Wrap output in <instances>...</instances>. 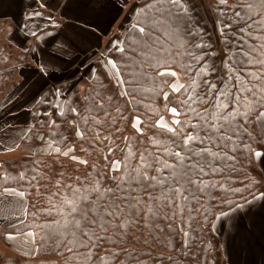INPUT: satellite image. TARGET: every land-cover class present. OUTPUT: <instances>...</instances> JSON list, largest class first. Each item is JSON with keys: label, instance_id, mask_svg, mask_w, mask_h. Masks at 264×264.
Here are the masks:
<instances>
[{"label": "snow or ice", "instance_id": "obj_1", "mask_svg": "<svg viewBox=\"0 0 264 264\" xmlns=\"http://www.w3.org/2000/svg\"><path fill=\"white\" fill-rule=\"evenodd\" d=\"M129 3L29 0L16 33L24 51L34 57L29 79L30 87L39 86V101L34 96L33 107L51 106L48 97H59L61 102L53 109L56 116L67 120L80 139H87L86 132L91 130L101 144L110 139L108 130L123 117L117 94L133 105L141 102L132 93L162 96L172 118L166 120L154 110L158 118L148 125L154 134L142 142L143 147L134 151L133 141L122 160L113 159L102 170L92 164L91 172L69 180L60 172L49 197L50 207L44 210L55 215L44 223L13 220L14 209L22 216L28 214V189L8 183L27 180L31 187L40 174L35 166L41 159L31 161V177L26 165L25 171L12 176L3 166L9 161H0V236L29 241L18 248L25 258L34 253L39 230L44 233L42 239L56 238L57 248L67 253L66 264H178L179 258L191 254L192 241L198 240L191 222L197 216L207 221L212 202L218 201L229 212L238 213L228 216L221 210L220 216L232 221L230 242L236 250L252 256L243 264H264L260 181L249 178L244 186L251 199L242 197L243 203L228 199L229 193L241 192L230 184L239 159L247 160L248 165L255 158L264 163V154L251 148L256 137L250 131L255 124L264 138V0H200V7L216 27V46L205 42L204 26L193 21L195 0H136L130 8ZM125 8L135 16L126 29L120 21ZM89 61L103 70L105 78H114L117 87L111 89L113 94H108L109 88L102 82L86 89V94L73 92L75 85L67 77H74L85 66L91 77ZM28 70L21 68L25 75ZM168 77L173 78L171 82ZM56 79L64 83L60 87L53 84L44 93L43 85ZM170 93L175 107L168 106ZM10 111L0 101V113ZM141 123L139 115L132 118L133 128L143 135ZM34 127L25 134L29 139ZM59 127L55 119L48 121L49 138L37 133L35 139L41 145L32 155L46 153L54 162L64 157L87 165V159L71 155L75 148L66 143ZM8 131L7 121L0 124V150L5 153L20 146L16 139L11 144L5 141ZM107 150L113 149L109 146ZM212 216L215 219V213ZM21 227L27 231L21 232ZM165 229L173 240L180 235L179 249L160 240ZM154 240L168 251L155 252Z\"/></svg>", "mask_w": 264, "mask_h": 264}, {"label": "trees", "instance_id": "obj_2", "mask_svg": "<svg viewBox=\"0 0 264 264\" xmlns=\"http://www.w3.org/2000/svg\"><path fill=\"white\" fill-rule=\"evenodd\" d=\"M196 12L193 14V21H198L204 26V39L206 43H210L216 46L218 41V33L216 27L213 24L212 19L208 16L205 10L200 7V0H195ZM135 16L133 15L129 21V24L125 27L128 28L130 24L134 21ZM9 21L10 30L17 27L15 21L9 19H0V89L8 88L12 79L15 78L17 69L20 65L26 63L30 58L31 54L26 53L24 50H17L11 46L7 41L4 40L5 29L1 24L3 22ZM80 78V77H79ZM109 79H112V83L109 84ZM169 82L173 78H166ZM69 83L74 84V93L80 95L86 94V89L102 82L104 87L109 88L108 94H113L111 89H115L117 86L115 84L114 78H105L103 70L96 64V70L92 77H87L83 79H78V83L74 82L73 78L67 79ZM64 81H59L55 83L57 87H60ZM53 84L46 87L43 91L47 93L51 90ZM84 87V88H83ZM165 87V91H167ZM178 95V94H176ZM132 96L136 98L138 103L136 105L128 103V98L120 97L118 94L115 95V99L118 101L119 107L123 109V117L119 118L114 127L110 128L108 131L111 134L110 139L104 141L103 144L95 140L91 130L86 132L87 139H80L75 135V128H70L67 120H61L56 116L54 112L55 104L59 103V97L53 99L51 96L48 97L51 101V106L48 104H38V107L34 108L35 111V122L30 127H34V131L30 133L31 139L26 135L22 140V146L29 149L30 156L22 158L19 161H9L3 166L9 170L12 176H16L17 172L25 171V165L27 166L28 176L31 177L34 172L33 164L31 163L34 159H41L42 163L36 165L35 167L39 169L40 174L36 175V179L32 181L31 187L28 186V181H20L18 183H13L9 181V185L13 187L22 186L28 189L27 194V216L25 219L20 220L25 224L31 223L34 219L36 223H44L53 219V215H48L44 210L50 207L49 197L55 191L53 187L56 179L59 178V173H64V179L69 180V177L75 178L77 176H83L92 171L91 165L95 164L98 169H103L104 166L111 160L117 159L122 160L125 155V151L129 144L134 141L133 150H139L143 147L142 142H146L149 136L154 134V130L148 127L149 124L154 123L158 118L155 114L156 109L159 110V115H163L166 120L171 117L165 108V101L162 96H153L150 93L138 94L132 93ZM39 101V100H38ZM169 107H175L177 104L173 101V94L170 93L169 96ZM38 103V102H37ZM147 106V107H145ZM139 115L141 118V125L145 129L143 135L137 133L132 126V118ZM127 119H124V118ZM151 117V119H149ZM172 118V117H171ZM55 119L57 125H59V131L63 136L67 137L66 143L68 145L74 146L75 150L71 155H76L81 159H87L89 163L87 165L79 164L76 161H72L69 158L61 157L59 162H54L53 156L48 154H42L39 157H34L32 153L36 150L38 146L41 145V141L35 139V136L39 132L45 134V138L48 139V121ZM72 117L69 114L68 120ZM119 129V131H116ZM252 134L256 137V142H251V148L255 151L264 149V138L260 137L256 129L255 124L250 128ZM125 137H131L133 140H125ZM59 139V137H57ZM89 139L92 143H89ZM112 147V152H109L108 147ZM63 147V145H61ZM87 149V152L82 151ZM107 157V160H105ZM63 165V167H61ZM237 172L232 173V180L230 182L231 187L240 188L241 192L238 194L229 193L228 199L238 203H243L242 197H247L251 199L249 192L244 191V186L248 184L249 178H255L260 181L258 188L264 191V173L257 163L256 159L252 165H248L247 160L240 158L239 162L236 164ZM255 191V189H253ZM258 194V193H257ZM229 212L226 204H220L218 201H213L208 212V220L204 221L202 217L197 216L196 221L191 222L193 229H195L194 236L198 240H202L203 243H199L197 239L192 241L191 254L199 259L200 264H229V259L224 252L222 245V237L216 233L214 230V220L212 214L215 213V218L220 211ZM35 214V216L33 215ZM19 222V221H18ZM200 225H203L201 230ZM21 232H26L27 227H21L19 229ZM37 236L35 238V245L37 249L36 258H25L19 253L11 255L5 253L0 249V264H66L67 253L63 252L62 249H58L56 246V238L54 236L47 239H42L44 233L36 230ZM180 235L177 234L175 239H172V233L165 229L160 233V240L164 241V244L171 246L173 243L177 249L180 248ZM154 251H168V248L160 244L159 241H153ZM174 255V253H169ZM189 254L185 257L179 258L178 264H196L193 256ZM164 264H170L168 261H164Z\"/></svg>", "mask_w": 264, "mask_h": 264}, {"label": "crops", "instance_id": "obj_3", "mask_svg": "<svg viewBox=\"0 0 264 264\" xmlns=\"http://www.w3.org/2000/svg\"><path fill=\"white\" fill-rule=\"evenodd\" d=\"M136 0H130L129 8L131 7L132 3H135ZM29 3V0H0V19H9L15 21L16 25L19 21L23 19L22 13L25 11L26 5ZM129 8H125L124 13H121L120 21L125 20V15L129 14ZM133 16V14H131ZM67 19V17H64ZM129 24V21L126 23L124 22V28ZM2 27L5 29L4 31V40L7 41L11 46H13L17 50H24L22 43L17 38L16 28L10 30L9 21L3 22L1 24ZM94 50V49H93ZM81 58H83V53H81ZM34 63V57L31 55L30 58L26 61V63L19 66L17 69V73L14 79L11 80L8 88L0 89V101L4 102L8 108L11 109L10 112H3L0 113V116H3V119H0V124H4L7 121V126L11 128V131L7 132V135L4 137L5 141L8 144H11L12 139H16L17 144L20 146L15 148L14 151L5 153L0 150V161L3 160H11V161H19L25 154L29 153V149L22 146V140L18 139V137H25L26 133H28V129L34 124L35 122V111L33 107V97H36V102L39 100V96H37V92H39V86L30 87L32 84V80L29 79L31 72L29 69V65ZM78 63V62H77ZM92 65V71L96 70L94 68V64L88 62ZM25 68L28 70V74L25 75L21 72V68ZM75 68V65L72 66V69ZM70 69V71L72 70ZM94 74V73H93ZM83 75L84 78L88 77V73L86 71V66L81 67L80 72L76 73L75 76L81 77ZM72 77V76H68ZM25 80H28V83H24ZM56 80H49L47 84L43 85V90L51 84H55ZM23 84V87H21ZM262 154H264V149L258 150ZM264 158V156H262ZM257 163L259 164L260 168L264 173V163H260L259 160L261 158H255ZM27 201V200H26ZM14 211H17L14 209ZM228 216H232L238 213L235 212H226ZM13 216V220L20 221L25 219ZM232 223L228 217H221L220 215L216 218L215 221V231L222 237V245L225 254L229 259V264H243L245 259H252V256L243 251H237L235 246L230 242L231 237L234 235V230L230 229V224ZM0 231H3L0 229ZM4 241L5 244L12 242L9 240L4 239L3 236H0ZM19 240V239H17ZM14 240V241H17ZM29 241H24V243H28ZM15 243V242H14ZM11 246V244H10ZM12 249V248H11ZM14 250L18 252L14 248ZM13 250V251H14ZM20 254V253H19Z\"/></svg>", "mask_w": 264, "mask_h": 264}, {"label": "rangeland", "instance_id": "obj_4", "mask_svg": "<svg viewBox=\"0 0 264 264\" xmlns=\"http://www.w3.org/2000/svg\"><path fill=\"white\" fill-rule=\"evenodd\" d=\"M131 17H132V15L131 14H129V19H125L124 20V22L126 23L127 21H130V19H131ZM90 62V61H89ZM91 63H93L92 61H91ZM96 67V64H94V68ZM93 73H94V70L92 71V75H93ZM92 75H91V77H92ZM88 77H89V75H88ZM68 78H73L74 79V82H77L78 81V79H80L78 76H72V77H67V79ZM54 81V80H53ZM59 81H61V80H59ZM59 81H56L55 83H57V82H59ZM84 88V87H83ZM61 101L59 100V103H60ZM168 118H170L171 119V117L169 116ZM30 156V151H29V153L27 154H25V156L24 157H22V158H25V157H29ZM27 202V201H26ZM220 214H218L217 215V217L219 216ZM16 217H18V219H21V218H24L25 216H22V215H20L19 214V211L17 210V215H16ZM216 217V218H217ZM216 218H215V220H214V224H213V226L215 227V221H216ZM215 230V229H214ZM217 233V232H216ZM24 239L23 238H19V240H17V241H14V240H12V242H10V244H11V246H10V244L9 243H7V244H5V241L0 237V249L3 251V252H5V253H9V254H11V255H14V254H17V252L14 250V248L16 249V250H18V248L20 247V246H22L23 244H25L24 243ZM15 242V243H14ZM12 248V249H11ZM14 250V251H13ZM37 249H36V245L34 246V253L31 255V256H29V258H36L37 257Z\"/></svg>", "mask_w": 264, "mask_h": 264}]
</instances>
